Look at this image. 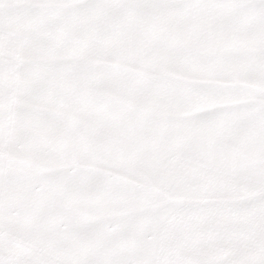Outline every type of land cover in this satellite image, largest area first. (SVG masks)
Masks as SVG:
<instances>
[{
    "label": "snow or ice",
    "instance_id": "1",
    "mask_svg": "<svg viewBox=\"0 0 264 264\" xmlns=\"http://www.w3.org/2000/svg\"><path fill=\"white\" fill-rule=\"evenodd\" d=\"M0 264H264V0H0Z\"/></svg>",
    "mask_w": 264,
    "mask_h": 264
}]
</instances>
